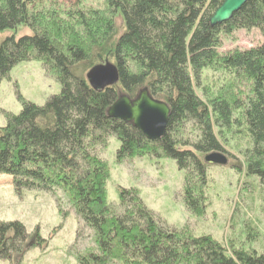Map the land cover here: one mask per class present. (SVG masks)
<instances>
[{"label": "trees", "instance_id": "trees-1", "mask_svg": "<svg viewBox=\"0 0 264 264\" xmlns=\"http://www.w3.org/2000/svg\"><path fill=\"white\" fill-rule=\"evenodd\" d=\"M223 1L97 0L83 8L0 0V34L30 31L0 41V84L14 66L36 61L61 88L43 106L20 97L21 112L4 114L0 175L11 178L18 195L50 194L59 208L64 196L77 219L76 241L91 235L92 246L76 252L78 264H264V253L169 228L137 189L118 188V203H109L110 169L100 158L114 138L117 163L145 156L174 161L184 174L183 204L196 217L213 186L207 154L232 151L244 183L264 187V43L219 52L222 39L237 31L257 29L264 39V0H247L212 27ZM105 62L116 67L118 83L93 90L86 75ZM142 89L170 109L157 141L106 115L119 93L133 98ZM27 239L21 223L0 222V259L18 264Z\"/></svg>", "mask_w": 264, "mask_h": 264}, {"label": "rangeland", "instance_id": "rangeland-1", "mask_svg": "<svg viewBox=\"0 0 264 264\" xmlns=\"http://www.w3.org/2000/svg\"><path fill=\"white\" fill-rule=\"evenodd\" d=\"M44 2L47 0H43ZM65 7L77 4L83 8L96 7L97 0H51ZM119 31L122 21H116ZM16 39L30 35L25 27L14 33L0 34V41L9 35ZM264 43L259 30L237 31L222 39L219 52L233 49H250ZM61 88L53 78L44 74L40 62L20 63L14 66L8 80L0 84V127L5 125V113L17 115L22 110L23 101L43 106ZM119 143L109 140L106 151L100 158L107 162L110 176L106 184L109 203H118V188L137 189L143 204L169 228L176 231L185 229L195 237L210 236L230 248L242 247L245 251L255 250L264 253V187L237 175L230 156L238 162V155L225 148L229 163L225 167L209 166L207 174L213 186L206 193L207 202L204 213L196 217L188 213L182 201L181 192L184 174L170 159L155 160L148 156L116 161ZM59 208L56 199L50 194L25 191L18 195L11 178L0 175V222H19L25 228L28 251L18 264H78L76 252L82 253L90 248L91 235L84 232L76 241L77 219L61 194ZM16 259V258H15ZM14 259V261H15ZM0 264H14L0 259Z\"/></svg>", "mask_w": 264, "mask_h": 264}, {"label": "water", "instance_id": "water-1", "mask_svg": "<svg viewBox=\"0 0 264 264\" xmlns=\"http://www.w3.org/2000/svg\"><path fill=\"white\" fill-rule=\"evenodd\" d=\"M246 2L247 0H224L209 19L210 26L226 23ZM86 79L93 90H103L118 83L117 69L105 62L93 67L87 73ZM169 114L168 105L153 99L147 89L140 90L135 98L119 93L106 111L108 118L131 124L148 141H157L164 136ZM203 162L208 166L225 167L229 159L222 152H214L205 155Z\"/></svg>", "mask_w": 264, "mask_h": 264}, {"label": "flooded vegetation", "instance_id": "flooded-vegetation-1", "mask_svg": "<svg viewBox=\"0 0 264 264\" xmlns=\"http://www.w3.org/2000/svg\"><path fill=\"white\" fill-rule=\"evenodd\" d=\"M133 98H135V97H133Z\"/></svg>", "mask_w": 264, "mask_h": 264}]
</instances>
